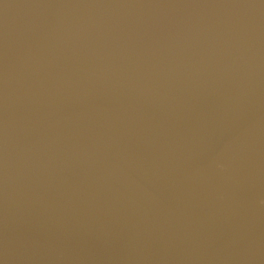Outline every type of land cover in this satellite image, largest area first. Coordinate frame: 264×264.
I'll return each instance as SVG.
<instances>
[{
	"label": "water",
	"instance_id": "95a60500",
	"mask_svg": "<svg viewBox=\"0 0 264 264\" xmlns=\"http://www.w3.org/2000/svg\"><path fill=\"white\" fill-rule=\"evenodd\" d=\"M0 264H264V0H0Z\"/></svg>",
	"mask_w": 264,
	"mask_h": 264
}]
</instances>
